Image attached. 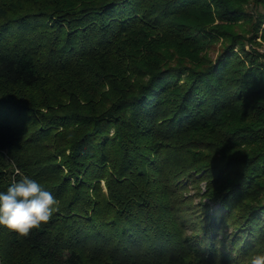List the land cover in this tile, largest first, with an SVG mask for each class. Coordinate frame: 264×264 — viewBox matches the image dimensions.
<instances>
[{"label": "trees", "instance_id": "16d2710c", "mask_svg": "<svg viewBox=\"0 0 264 264\" xmlns=\"http://www.w3.org/2000/svg\"><path fill=\"white\" fill-rule=\"evenodd\" d=\"M248 3L0 0V192L18 170L59 201L28 237L0 226V264L264 255V53L235 32L264 13Z\"/></svg>", "mask_w": 264, "mask_h": 264}, {"label": "clouds", "instance_id": "9594fccd", "mask_svg": "<svg viewBox=\"0 0 264 264\" xmlns=\"http://www.w3.org/2000/svg\"><path fill=\"white\" fill-rule=\"evenodd\" d=\"M16 175L20 179H16ZM6 191L0 192V226L28 237L33 229L50 221L59 211V201L35 179L18 170ZM250 264H264V255H254Z\"/></svg>", "mask_w": 264, "mask_h": 264}, {"label": "rangeland", "instance_id": "374dc122", "mask_svg": "<svg viewBox=\"0 0 264 264\" xmlns=\"http://www.w3.org/2000/svg\"><path fill=\"white\" fill-rule=\"evenodd\" d=\"M248 2L249 3L246 5L244 4L242 8L243 10H245L247 13L250 14L249 16L251 15L256 16L258 12L264 13V4H256L252 0L251 1L248 0ZM216 24H221V23L219 20H215L214 22L211 23V25H216ZM263 28H264V21L261 27L256 32L255 28L252 27V22L244 21V18H241V20L237 22L235 32L245 35L244 47L246 48V50L257 49L259 52L264 53ZM222 44H223V40L222 38H220L219 41L215 42L211 46L210 53L214 58L216 57L217 51L219 50ZM234 51H237V48ZM101 187H102V191L106 193L107 188H106L104 181L101 182ZM200 187L203 188V190H205L204 183H201ZM196 192H197V189L192 188L187 192V196H191V195L195 196ZM195 201H199V199L195 197ZM133 251H136V250L133 248Z\"/></svg>", "mask_w": 264, "mask_h": 264}]
</instances>
